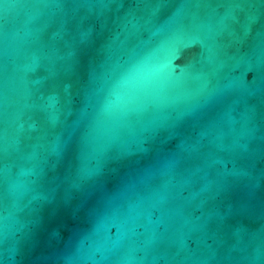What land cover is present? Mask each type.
Returning a JSON list of instances; mask_svg holds the SVG:
<instances>
[{
  "label": "water",
  "instance_id": "95a60500",
  "mask_svg": "<svg viewBox=\"0 0 264 264\" xmlns=\"http://www.w3.org/2000/svg\"><path fill=\"white\" fill-rule=\"evenodd\" d=\"M0 264H264V0H0Z\"/></svg>",
  "mask_w": 264,
  "mask_h": 264
}]
</instances>
